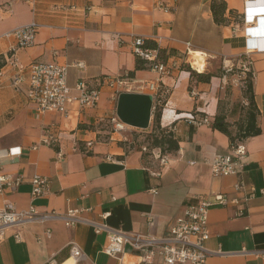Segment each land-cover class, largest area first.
Returning a JSON list of instances; mask_svg holds the SVG:
<instances>
[{
	"label": "crops",
	"instance_id": "crops-1",
	"mask_svg": "<svg viewBox=\"0 0 264 264\" xmlns=\"http://www.w3.org/2000/svg\"><path fill=\"white\" fill-rule=\"evenodd\" d=\"M225 1L227 9L240 14L239 22L216 23L211 0H0V147L19 145L22 149L19 157L0 163V172L22 178L14 190L5 188L0 194V208L6 200L20 209L34 204L40 211L59 213L90 208L83 214L98 218L107 213L104 221L111 228L160 236L188 204L223 193L228 199L238 198L244 214L235 215L239 205L232 202L209 209V236L204 240L209 251L207 264H264V256L252 254L264 245V16L261 7L246 13V0ZM260 4L264 0L254 1V5ZM254 13L260 17L247 21ZM31 21L38 24L34 43L17 49L15 59L24 66L32 61H83L82 70L69 67L70 86L81 78L91 81L130 72L139 82L156 79L157 72L145 62L136 68L133 35L142 36L149 47L161 49L163 60L183 57L186 42H190L193 49L210 54L203 69H198L203 73H210L211 59L219 58L220 64L223 60L237 63L248 54L253 60L252 93L260 131L244 139L247 155L241 172L221 176L211 171L209 162L215 154L231 152L229 137L212 126L219 112L221 78L211 73L209 81L200 80L190 74L189 64L163 75L161 88L153 97V103L156 98L162 103L161 127L170 125L178 140V148L165 152L168 162L159 167L157 154L149 162L140 150L125 151L112 138L95 140L88 127L98 117L114 112L115 95L110 87L101 88L94 108L79 109L72 104L66 114L37 112L25 97L27 71L19 89L11 84L19 66L9 64L7 52L16 39L5 36ZM191 88L198 95L191 97ZM132 91L150 93L135 87ZM189 115H206L210 124L194 125L185 118ZM225 120L234 124L228 115ZM47 132L56 141L31 148ZM86 141L92 142L88 149ZM34 174L48 177L49 186L47 193L32 198L30 179ZM240 180L245 187L237 190L235 184ZM251 190L254 196L247 198ZM15 231L19 240L13 237ZM6 236L0 242V264H60L72 256L71 243L84 255L76 264H139L140 260L129 247L117 256L105 253L106 232L95 233L86 223L66 226L60 219L31 221L10 228ZM140 264L166 263L155 257Z\"/></svg>",
	"mask_w": 264,
	"mask_h": 264
},
{
	"label": "built area",
	"instance_id": "built-area-1",
	"mask_svg": "<svg viewBox=\"0 0 264 264\" xmlns=\"http://www.w3.org/2000/svg\"><path fill=\"white\" fill-rule=\"evenodd\" d=\"M254 0H246L245 8L247 12H254L256 8L261 7L264 16V4L254 5ZM253 9V10H252ZM258 9V8H257ZM245 13V14H246ZM260 15L254 13L250 20L254 21ZM38 24L31 21L28 24L21 25L7 32L5 36L13 35L16 39L7 52V59L10 65L17 66L15 52L19 48L31 46L34 43L35 34ZM132 52L136 58L145 62L151 70L157 72L158 77L150 81H136L128 73L118 74L116 76H99L91 81L79 79L73 86L67 81L68 69L75 66L80 70L84 69L83 61H75L71 64H61L56 62L32 61L27 65L18 64L17 72L12 78V86L19 89L22 81L23 73L27 71L28 87L25 91L27 102L39 113H45L48 110H56L66 114L70 105L74 104L79 109L94 108L100 97L102 87H110L118 92L122 89L131 90L134 87L138 90L149 91L155 97L161 88L160 79L163 75H171L179 71L182 64H189L192 69L198 71V66L191 63L190 56L197 51L191 47L190 42H186V51L184 56L171 57L163 60L159 56L158 49L151 48L147 45L145 39L140 35L132 36ZM251 47H248V53ZM204 61H207L210 54L201 51ZM221 65L222 74L220 76L222 86L231 84L235 87H246L248 79L252 80L254 75L253 60L248 54L242 57L237 63L230 61ZM136 92V91H133ZM189 95L195 97L198 92L195 88L189 90ZM101 117V116H100ZM194 125L210 124L208 116L189 115L185 117ZM114 130H121L124 127L117 116L111 117ZM170 125L167 130H170ZM56 141L55 136L47 132L41 141L31 148H36L40 144L52 145ZM91 141L85 142L88 149ZM231 152L227 154H215L209 162L211 171L214 175H237L241 172L247 155V147L244 141L234 142L230 146ZM73 150L77 146L72 147ZM145 146L142 147L144 151ZM22 153L21 146L0 147V163L5 160L19 157ZM59 158L63 159V154L58 153ZM160 165H165L168 160L165 154L159 155ZM157 174L159 172H156ZM21 176L11 177L9 174L0 172V194L5 188L14 190L21 182ZM31 197H40L47 193L49 186V178L34 174L30 179ZM245 187L242 180L235 184V189L240 190ZM253 190L249 191L247 198L253 197ZM228 202L239 205L235 215L244 214V208L240 205L238 198L228 199L223 193H215L212 198H198L186 206L182 215L177 217L170 228L162 235H150L132 231H124L122 229L111 228L105 223L107 213H102L98 218L88 217L84 212H88L90 208H81L69 210L65 213H59L55 210L40 211L34 204H30L27 208L20 209L13 201L6 200L3 207L0 208V242L7 236V231L13 227L31 222H47L50 220L60 219L66 226H74L77 223H86L92 226L95 233L105 231L107 234V243L103 247V251L111 256H117L124 253L126 247L132 252L138 254L140 263H150L153 258L160 257L166 264H207L209 251L204 246V240L208 238V211L213 206L226 205ZM49 234L50 230L47 229ZM16 240L20 239L18 231L13 233ZM244 252H247L243 249ZM69 252L76 260L81 259L84 255L75 243H71ZM256 256H264V245L252 251ZM124 264V263H122Z\"/></svg>",
	"mask_w": 264,
	"mask_h": 264
},
{
	"label": "rangeland",
	"instance_id": "rangeland-1",
	"mask_svg": "<svg viewBox=\"0 0 264 264\" xmlns=\"http://www.w3.org/2000/svg\"><path fill=\"white\" fill-rule=\"evenodd\" d=\"M203 55L201 53V56L198 57V69L201 71L204 67L205 61L202 62ZM211 64L208 66L210 73H213L217 76H221L222 69H221V60L219 58L211 59ZM184 64H182L183 66ZM202 65V66H200ZM186 65H184L185 67ZM200 66V67H199ZM244 87H235L231 84H226L222 86V83L220 84L219 91V97L218 98V111L219 113L224 114L225 116L228 115L229 118L232 119L234 125L230 129L233 133L236 132L237 129V123L240 122L247 114L248 111V100L242 99V96H244L243 91ZM114 91V90H113ZM121 91H131L128 89H122L118 92L114 91V102H113V108L114 112H109L108 114L98 117L97 121L90 125L88 128L91 130V132L95 135L96 141L106 142L111 140L116 141L117 144L122 146L125 151H131V150H140L143 154L145 159H148L150 162L155 158L154 155H162L164 153L159 152L157 150L156 146H152V133H153V126L151 124L152 121V115L150 119L149 126L145 129L134 127L131 125L124 124V127L121 130H114L111 117L113 115L116 116L115 108H116V102L118 94ZM145 93V92H144ZM154 104L152 106V111L154 110ZM145 146L146 149L143 151L142 147ZM158 163L159 162V156H158ZM160 164L158 165V167Z\"/></svg>",
	"mask_w": 264,
	"mask_h": 264
},
{
	"label": "trees",
	"instance_id": "trees-1",
	"mask_svg": "<svg viewBox=\"0 0 264 264\" xmlns=\"http://www.w3.org/2000/svg\"><path fill=\"white\" fill-rule=\"evenodd\" d=\"M210 8L212 11L213 19L216 23H226L228 21L239 22L240 14L232 9H227V4L225 0H211ZM226 11H228V15H226ZM152 47H156L153 45ZM161 52V49H158ZM142 65L140 59H138L136 68H139ZM189 68V67H188ZM190 69V68H189ZM190 74L192 76L198 77V79L203 81H209L211 73H203L195 71L194 69H190ZM132 76V72L129 73ZM244 97L248 100V111L246 116L237 123L236 132L233 133L229 128L230 123L225 120V115L222 113H217L214 116V120L212 126L222 132H224L233 144L234 142L244 141L247 137L258 134L260 128L256 123V107L253 100L252 93V80L248 79L246 83V87H244ZM161 110L162 103L159 98H156L154 104V110L152 111V121L151 124L153 126L152 133V146H156L158 153L170 152L172 150H176L178 148V140L175 137L174 133L171 130H167V128H163L160 125L161 118ZM160 154V153H159Z\"/></svg>",
	"mask_w": 264,
	"mask_h": 264
},
{
	"label": "water",
	"instance_id": "water-1",
	"mask_svg": "<svg viewBox=\"0 0 264 264\" xmlns=\"http://www.w3.org/2000/svg\"><path fill=\"white\" fill-rule=\"evenodd\" d=\"M153 96L150 93L121 91L115 113L118 119L138 128H147L152 115Z\"/></svg>",
	"mask_w": 264,
	"mask_h": 264
},
{
	"label": "bare ground",
	"instance_id": "bare-ground-1",
	"mask_svg": "<svg viewBox=\"0 0 264 264\" xmlns=\"http://www.w3.org/2000/svg\"><path fill=\"white\" fill-rule=\"evenodd\" d=\"M255 1V0H254ZM254 3V2H253ZM197 51V50H196ZM201 56V52L197 51L196 53H192L190 56V60L193 64L198 66V57ZM202 62L204 61V58H202ZM60 264H76V258L74 256H70L69 260H66Z\"/></svg>",
	"mask_w": 264,
	"mask_h": 264
}]
</instances>
